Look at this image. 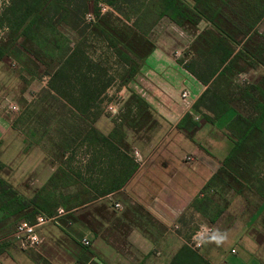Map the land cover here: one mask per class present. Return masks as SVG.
<instances>
[{
  "label": "crops",
  "instance_id": "1",
  "mask_svg": "<svg viewBox=\"0 0 264 264\" xmlns=\"http://www.w3.org/2000/svg\"><path fill=\"white\" fill-rule=\"evenodd\" d=\"M187 2L191 3L190 0ZM263 22L264 18L257 25L259 34H264V29L260 28ZM205 25V22H200L196 33ZM150 36L151 51L143 59L135 60L138 64L136 73L119 91L115 90L123 93L120 96L123 109L130 94L138 96L150 110V122H141L143 118H140L134 127L123 124L121 142L108 138V142L117 143V152L120 150L123 156L130 159L136 166L135 170L121 187L111 188L122 176L121 158L119 162L115 161L111 152L100 146V142L93 146L95 148L90 147V155L82 162L90 165L91 170L94 168V175L98 178L105 176V184L101 189L87 188L88 193L98 196L102 192L104 195L72 209L75 218L83 209L102 205L120 224L116 226L112 220L104 219L105 232L96 235L88 220H76L73 224L83 235L79 244L74 243L75 249L70 246V239L66 238L67 250L57 248V245L63 244L58 234L53 232L54 235H50L51 227L47 232L41 229L42 242L36 253L42 258L47 255L51 264H147L149 258V264H264V203L261 202L252 214L244 216L241 210L247 205L245 191L241 195L232 188L226 193L224 190L218 192L216 188H222L221 185L206 188L207 182L233 148L226 125L235 111L232 109L215 116L202 107L198 110L193 108L206 89V85L184 67L188 60L185 51L193 40V32L177 26L164 16L149 31L147 38ZM243 74L248 76V83L257 84L264 76V69L257 66ZM3 84L0 82V87ZM183 91L187 93L184 98L181 96ZM10 96L21 110L29 107L30 100L25 93H10ZM3 99L6 96L0 100V169L8 167L11 153L8 146L5 149L4 143L18 135L12 126L13 121L3 115ZM131 106V114H138V108ZM73 111L79 115L90 114L87 109ZM120 121L102 111L92 126L100 134L108 136ZM18 137V141L26 140L20 135ZM18 147L12 146L20 154ZM3 152H7L6 156L2 155ZM23 158L27 164L24 173L39 166L45 173L43 184L46 183L53 170L44 165L42 152L35 156L33 153L24 155ZM0 177L7 182L8 177L1 174ZM7 183L20 193L13 183ZM214 195L219 197L217 202L212 199ZM115 204H118L117 208ZM193 223L209 230V234L200 239L199 246L190 243L192 235L189 230L194 227ZM125 225L129 231L119 232L118 228ZM151 226L148 232L142 230ZM57 227L60 228V225ZM59 228H56L57 233ZM12 233L5 237L7 241L12 242ZM218 235L223 237L220 242L215 239ZM83 239L88 241L87 245L82 244ZM45 246L48 253H42ZM0 264L35 262L29 256H17L9 245L0 254Z\"/></svg>",
  "mask_w": 264,
  "mask_h": 264
},
{
  "label": "trees",
  "instance_id": "2",
  "mask_svg": "<svg viewBox=\"0 0 264 264\" xmlns=\"http://www.w3.org/2000/svg\"><path fill=\"white\" fill-rule=\"evenodd\" d=\"M91 1L94 4L93 12L89 9ZM190 1L191 3L187 0H9V5L0 12V27L6 24L14 39L18 35L25 39L29 36L34 38L38 36L40 21L45 14L56 17L58 24L67 23L66 25L72 27L73 20H77L82 26H90L93 18L101 22V5H105L123 16L127 24L129 23L133 39L138 42L148 39L149 31L164 16L177 26L193 32V40L185 51L188 60L184 67L206 85L205 91L194 103L193 108L198 110L202 107L215 116L232 110L234 102L248 109L245 115L235 111L227 123V130L234 145L223 160L222 166L207 182L206 188L213 189L218 185L224 188L232 182L236 186L233 187L231 183V188L242 195L244 189L254 180L256 196L264 203V170L256 167L264 163V76L257 84L244 82L242 85H236L234 91H228L230 95L227 92L223 93L215 84L221 78L226 80L257 66L264 69V34H259L256 30L257 25L264 18V0ZM202 21L206 25L196 33ZM97 27L93 26L95 37L105 41L107 48L112 51L113 59L120 67V81L116 88V91H119L138 68L136 59L128 52L138 59H143L151 51L152 44L141 53L137 47L126 42V37L122 33L111 28ZM29 29L32 32L27 34ZM14 47L10 50V54L14 59L15 57L18 59L21 50L17 45ZM8 48L7 43L0 41V58ZM88 51H90L88 47H80L79 43L74 46L69 43L52 46V52L47 56L55 61L56 65L49 75L47 90L68 114L82 118L84 125L79 124L82 128L79 129L78 138L84 137L89 141L88 133L92 132L97 138L94 146L100 142V146L109 150L115 161L119 162L121 158L124 168L120 172L122 176L117 184L111 187L118 189L134 172L136 166L132 165V161L123 156L120 150L117 152V143L108 142V138H116L121 142L120 130L123 124L126 127H134L140 118L150 122V110L138 96L132 93L123 105L124 113L121 114V121L116 124L114 130L108 136L100 134L92 123L102 112L101 103L115 79L104 78L106 70L102 69L103 62L99 58L92 57ZM25 52L30 55L29 51L25 50ZM72 85L76 96L73 100H68L67 89ZM227 85L229 86V83ZM131 104L138 108V114H131L133 109ZM85 109L89 110L90 114L79 115L73 111ZM67 112L63 113L64 116ZM205 117L209 120V117ZM59 119H63L60 132L62 127H70L65 118L60 116ZM12 126H15V123ZM68 143L66 141L64 146H68ZM124 150L126 151L125 147ZM66 172L61 166L57 167L46 183L30 198L18 193L0 177V254L11 243L5 237L13 232L16 223L20 220L33 223L39 214L47 217L55 216L58 208L64 211V215L72 217L74 207L88 204L96 197L104 195L102 192L98 196L89 194L86 200L71 205H68L67 200L53 203L52 198L57 193L65 195V191L68 199L73 198L78 192L71 190L77 182L72 180L71 172H69L71 176L68 177ZM38 260L42 261L41 258Z\"/></svg>",
  "mask_w": 264,
  "mask_h": 264
},
{
  "label": "rangeland",
  "instance_id": "3",
  "mask_svg": "<svg viewBox=\"0 0 264 264\" xmlns=\"http://www.w3.org/2000/svg\"><path fill=\"white\" fill-rule=\"evenodd\" d=\"M8 5L9 0H0V12ZM89 7L90 11L93 12L94 4L92 1ZM102 8H105V10H102ZM101 13V22L96 18H93L91 23L90 21H85V23H90V26H82L79 21L73 20L72 27L66 25L67 23L58 24L56 17L49 16L50 14H45V16H43L42 20L40 21L38 36L34 38L29 36L25 39L21 35H18V37L14 39V37L10 34V31L7 29L6 24H3V26L0 27V41L7 43V46L9 45L8 50L0 58V82L4 83L2 87H0V100L6 96V99H3V103H14L18 107V115L16 116L15 121L12 119L13 122L11 123L13 125L15 123L14 127L18 132L15 133L20 135L21 138L26 139L24 141H18V135H14V139L11 137L12 140H8L6 141L7 143H4V146H8V149L11 151V153H9L10 159H8V167L1 168L0 174L4 177H8L7 182L10 181L13 183L20 193L27 198H30L34 192L38 191L45 184H43V177L45 176V173L44 170L39 166H34L32 169L24 173V167H26L27 164L23 156L29 155L31 153H33V156H35L42 152L45 157L44 165L51 167L53 172L57 167L61 166L67 171L65 173L66 176H71L69 173L71 172L72 176L74 177H71L72 180H76L77 182V184L71 189L72 191H78L76 195L73 196V198L66 199L68 194L64 191L65 195H59L58 193L54 195L52 198L53 203L67 200L69 201L68 205L75 204L76 202L86 200L89 197L87 189L88 186L90 188L93 187L99 189L104 187L105 176L98 178L96 175H94V171L96 170L94 168V170H91L90 165L82 162V160L85 161L90 155V151L92 149L89 148H93L97 138L94 136V134H92V132L88 133L90 139L89 141H86L84 137L81 139L78 138L77 136L79 134V129L82 128V126H79V124L84 125L82 118L76 117L71 113L68 114L67 110L63 108L58 101L54 100L47 90V87H49V75L51 72H53L56 65L55 61H52L51 58L47 56L50 54V52H52V46L57 44L63 45L67 43L74 46L79 43L80 47H88V50H90L88 52L90 55H92V57L99 58L103 62L102 69L104 71L106 70L104 73V78H111L112 80L115 79L113 86H111L107 92L108 95L106 100L108 102H118L120 100V96H123V93L115 92L117 84H119L120 81V67H118V64L113 59L112 51L107 48L105 41L101 40V38L97 39L95 37L93 26L94 28L95 26H98L97 28H111L122 33L126 37V42L137 47L141 53H144L150 47V44H152V36L148 37V39H145L142 42H138V40L133 39L132 31L129 28V23L127 24L120 13L116 11L113 12L105 5H101ZM260 28L264 29V22L260 25ZM31 32L32 30L30 31L29 29L27 34H30ZM96 36L99 35L96 34ZM15 45H17L21 50L20 57L18 59L16 57L14 59L10 54V50ZM120 47L125 52H128L124 47ZM25 50L29 51L31 56L28 55ZM128 53L136 60L138 59L132 53ZM47 72L49 73L47 74ZM248 81V76L242 73L226 80L221 78L215 84H217V87L223 93L227 92L228 95H230L228 91H234L236 85H242L244 82L248 83ZM228 83L229 86L227 85ZM75 85H77V83ZM53 86H55L54 83ZM72 87L73 85L67 89L69 93L68 100H73L76 96V93L73 91ZM10 93H25V97L30 100L29 107L25 110H21L17 102L10 96ZM5 104L1 106H5L6 108ZM232 106L236 112H241L244 115L248 113V109L237 102L232 103ZM65 111L67 114L64 116L63 113H65ZM14 115L16 114H8L10 118H14ZM60 116L65 118L68 126H70L62 127V132H60V125H63V119H59ZM142 121L145 120L143 119L141 122ZM32 132L33 135H31ZM66 141L69 142L68 146H64ZM12 146L13 148L19 146L18 148L20 149L21 155L18 153V150L13 149ZM5 149H7V147ZM6 153L7 152H3L2 155L6 156ZM5 160H7V157H5ZM256 167L257 169L259 168V170H264V163H262V165L259 164ZM253 181L251 182V185L248 184V187L244 189V194L246 195L245 198H247V205L245 204V208L241 210L243 211L242 213L244 216L252 214L254 209L257 208L262 202L258 196H256V187L253 185ZM231 183L229 182V186L225 189L218 186L216 190L218 192H221L220 190H224L226 193L230 191ZM232 184L233 187L236 186L234 183ZM212 199L217 202L219 197L214 195ZM231 201L232 199L230 202ZM242 201L243 200L241 199L240 204H242ZM231 208L232 205L230 204L229 209ZM78 213L76 214L75 218L65 214L60 218H56L54 222H48L44 224L39 229H42L43 232H47L51 227L53 230L50 231V235L53 236L54 233L56 235L58 234V236H60L58 239H60L63 244V246L56 244L58 246L57 248H63L67 250L68 238L70 239V246H73L75 249L74 243L79 244L78 241H80L83 235L78 226L73 224V222L76 220H88L93 234L96 235H102L105 232V227L103 225L104 219L110 221L112 220L116 226L120 224V222L117 221V218L113 216L111 211L106 212L104 206L102 205L96 206L94 209H83V211ZM57 225H60V228L57 227ZM48 227L49 229L47 230L46 228ZM192 227H190L192 230H189L190 235L194 234L195 231L199 229L198 226L194 225V223L192 224ZM56 228L60 229L59 233L56 232ZM118 229L119 232L129 231V227L126 225ZM150 229H152V226L151 228L145 227V229L142 230L144 232H148ZM11 241L12 242L10 245L12 247V251L16 252L17 256H29L30 259L35 262V264H51V260L47 255H44L46 258L45 259L36 253L39 252L40 246H38L35 251L26 252L18 247L14 239H11ZM50 243L52 244V242ZM47 248L48 247L45 246V249L42 251V253H48L46 250ZM233 248L236 249V246H233ZM38 258H41L42 261H39ZM148 261H151V258H149ZM148 261L147 264H149Z\"/></svg>",
  "mask_w": 264,
  "mask_h": 264
},
{
  "label": "built area",
  "instance_id": "4",
  "mask_svg": "<svg viewBox=\"0 0 264 264\" xmlns=\"http://www.w3.org/2000/svg\"><path fill=\"white\" fill-rule=\"evenodd\" d=\"M105 10V8H102ZM182 98L187 96L186 91L181 93ZM106 100V99H104ZM121 98L118 102H108L103 101L101 103L100 108L104 113H108L114 120L120 121V116L124 112V109L121 105ZM6 108H3V115L7 116L9 120H14L18 115V107L14 103L5 104ZM16 114L14 118H10L8 114ZM188 159V158H187ZM115 208L118 207V204L114 205ZM64 211L62 209H58L55 216L47 217L44 215H37L35 221L33 223H29L27 221H19L14 228V231L11 235V238L17 241L18 247L23 251L35 250L42 242V237L39 233V228L44 224L54 221L59 215H62ZM199 229L192 234L190 243L194 244V246H199V241L202 238H205L209 234L208 229H203L202 226L198 227ZM82 244L87 245L88 241L83 239ZM231 252H234L233 250Z\"/></svg>",
  "mask_w": 264,
  "mask_h": 264
},
{
  "label": "clouds",
  "instance_id": "5",
  "mask_svg": "<svg viewBox=\"0 0 264 264\" xmlns=\"http://www.w3.org/2000/svg\"><path fill=\"white\" fill-rule=\"evenodd\" d=\"M215 239H216V242H220L223 239V237L218 235L215 237Z\"/></svg>",
  "mask_w": 264,
  "mask_h": 264
}]
</instances>
